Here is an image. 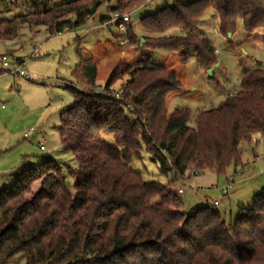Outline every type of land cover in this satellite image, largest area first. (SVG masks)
<instances>
[{"label":"trees","instance_id":"1","mask_svg":"<svg viewBox=\"0 0 264 264\" xmlns=\"http://www.w3.org/2000/svg\"><path fill=\"white\" fill-rule=\"evenodd\" d=\"M103 1L35 4L13 19L0 12V42L17 39L25 26H46L52 35L70 31L85 25L89 9ZM143 2L115 0L111 8L122 13ZM210 8L227 38L236 34L239 22L249 38L264 30V0L177 1L143 19L150 34L147 48L166 53L192 49L187 58L209 71L216 65V49L199 29ZM70 15L76 22L67 19ZM61 18L64 22L57 21ZM97 73L92 58H81L74 71L90 86ZM126 73L130 80L123 100L70 88L74 104L59 133L64 150L79 164L73 187L61 168L46 161L24 170L12 189L0 192V264L16 257L26 264H264V188L229 226L209 205L187 215L170 185L145 181L131 165L146 150L174 180L241 166V145L264 134V67L247 70L240 89L217 108L200 112L194 126L188 110L168 116L166 96L182 89L175 73L149 59L134 62ZM117 80L112 74L105 90Z\"/></svg>","mask_w":264,"mask_h":264},{"label":"rangeland","instance_id":"2","mask_svg":"<svg viewBox=\"0 0 264 264\" xmlns=\"http://www.w3.org/2000/svg\"><path fill=\"white\" fill-rule=\"evenodd\" d=\"M62 1L72 0H0V10L3 17L11 19L29 13L35 4ZM114 1L107 3L104 0L85 25L71 29L76 34L67 33L70 30L51 37L45 26L23 31L21 41L33 44L32 47L27 45L31 53L37 50L33 56L30 52L11 54L0 44V57L8 53L13 56L10 55L12 59L30 58L26 61V71L40 75L29 81L0 72V108L5 106V110H0V192L12 189L18 180L17 175H21L24 170L37 168L46 161H52L61 168L67 185L74 186V173L78 171L79 164L72 152L64 150L59 133L64 115L74 104L71 87L80 88L89 95H111L123 100L130 80L127 68L138 60L149 59L175 73L181 84V91L166 96L168 116L175 110H188L190 125L194 126L200 112L217 108L226 96L240 89L237 81L242 82L247 70L264 63V30L249 38L243 24L239 22L236 34L227 38L220 34L219 16L213 8L204 15L199 29V33L218 51L216 65L209 70L211 74L202 69L198 60L187 58L186 54L194 52L192 49L183 48L177 53H166L147 48L145 40L150 34L145 33L143 27L146 16L172 8L177 1L189 5L199 0H151L149 3L144 0L142 5L134 9L123 10L122 13L134 12L129 25L133 30L129 32L128 26L127 35L108 24ZM103 16L105 19H102ZM64 20L61 18L57 21ZM126 37L129 38V44L123 45ZM44 44L47 47H43ZM81 58H92L96 62L98 73L95 86L85 85L74 75ZM2 69L0 61V71ZM114 73L118 80L107 92L105 86ZM127 104L134 110L130 103ZM105 139L116 145L111 135L105 136ZM41 146L45 147V151H41ZM241 152L242 165L237 169L231 166L224 174L215 171H205L199 175L190 173L177 180L173 179L172 173L163 174L153 161L152 154L146 150L141 159L132 160L131 165L147 182L170 185L177 194L179 189H183L184 193L178 195L187 215H195L204 205H209L219 211L227 225L231 226L239 213L249 208L255 196L264 188V134H256L251 142H244ZM20 167L22 169L15 173ZM10 176L13 179L8 181ZM231 176H235L236 182L228 197L222 195L221 190L228 186ZM239 179L246 180L239 182ZM261 181L263 184H259ZM41 182L35 183L33 193L40 188ZM215 202L219 206H214ZM11 262L9 264H26L21 257Z\"/></svg>","mask_w":264,"mask_h":264},{"label":"built area","instance_id":"3","mask_svg":"<svg viewBox=\"0 0 264 264\" xmlns=\"http://www.w3.org/2000/svg\"><path fill=\"white\" fill-rule=\"evenodd\" d=\"M151 2V0H147V3ZM134 12L132 13H120V12H113L110 16L109 25H113L114 28L127 35V25L132 23V20L134 18ZM68 18L73 21L76 22V16L75 15H70L68 16ZM68 33H72L74 34L75 32L73 30H71V32ZM63 33H58L57 35H62ZM76 34V33H75ZM129 44V38L126 37L125 40L123 41V45H127ZM216 53H218V51L216 50ZM28 59L25 60H16L14 61L12 64L10 63V58L8 56H3L2 57V61H3V65L5 68L4 73L5 74H14L20 77L25 78L26 80L32 81L35 80L36 77L33 74H30L28 71H26V64ZM12 67V68H11ZM237 86H241V82L238 80L237 81ZM107 96H111V95H107ZM119 98V95H116ZM2 108H4V106H2ZM41 151H45V147L41 146ZM233 185V181L229 182L228 186L223 188L221 190L222 194L228 195L230 189L232 188ZM184 193L183 189L178 190V194L182 195ZM219 203L215 202L214 206H218Z\"/></svg>","mask_w":264,"mask_h":264},{"label":"crops","instance_id":"4","mask_svg":"<svg viewBox=\"0 0 264 264\" xmlns=\"http://www.w3.org/2000/svg\"><path fill=\"white\" fill-rule=\"evenodd\" d=\"M62 2H65V1H62ZM62 2H60V3H62ZM98 10V9H97ZM0 12H1V16L3 17V15H2V11L0 10ZM9 12H10V10H9ZM14 12V11H13ZM24 15H26V14H24ZM19 16H21V15H19ZM15 17H17V15L15 16ZM14 17V18H15ZM3 18H5V17H3ZM5 19H8V18H5ZM11 19H13V18H11ZM41 27H44V26H41ZM45 28H47L46 26H45ZM27 30H30V31H32L33 30V27H28V26H25L23 29H22V31H21V33L23 32V31H27ZM50 32V31H49ZM20 33V35H19V37L17 38V39H15V40H13V41H2V42H0V44L2 45V47H3V49H5V51L6 52H9V53H17V52H20V53H22V52H27V54H29V52L31 53V50L29 51L28 50V46H30V47H32V45L33 44H28L26 41H21V34ZM66 33V32H65ZM68 33V32H67ZM64 34V33H63ZM140 36H142L143 34H139ZM50 36L52 37V36H57V34H51L50 33ZM204 36V35H203ZM28 45V46H27ZM46 44H44L43 45V47H47V46H45ZM37 52V50L35 49L34 50V52L33 53H31L32 54V56H33V54L34 53H36ZM10 54V55H11ZM10 55L7 53V55H4V56H8L9 58H10V63L12 64V62H14V61H16V60H19V61H21V60H25V58L24 59H12L11 57H13L12 55H11V57H10ZM3 57V56H2ZM2 57H0V61H1V63H2V67H3V69L0 71V72H2V75H11V76H16V75H14V74H5L4 73V71H5V68H4V65H3V61H2ZM30 59V58H29ZM28 59V60H29ZM90 59V58H89ZM27 60V61H28ZM261 67H264V63H261ZM12 68V67H11ZM30 68H31V66H30ZM253 68V67H252ZM40 72H41V70H39ZM34 75V74H33ZM35 77H37V76H40V75H37V73H35V75H34ZM237 91V90H236ZM236 91H234L233 93H235ZM4 106V105H3ZM0 110H5V106H4V108H0ZM22 168H23V165L21 166ZM20 167V169H18L17 170V172H15V173H18L22 168ZM237 169V168H236ZM236 171V170H235ZM264 172V171H263ZM13 179V176H10L9 177V179H7L8 181H10V180H12ZM246 179H244V180H240L239 179V182H242V181H245ZM231 181H233V184L236 182V178H235V176H231L230 177V179L228 180V184H229V182H231ZM259 184H263V181H261ZM8 184H5V186H7ZM259 186V185H258ZM232 187H233V185H232ZM232 189V188H231ZM231 189H230V191H231ZM180 190V189H179ZM230 191H229V194L228 195H225V194H222V195H224V196H230ZM219 206V205H218ZM12 263V262H11Z\"/></svg>","mask_w":264,"mask_h":264},{"label":"water","instance_id":"5","mask_svg":"<svg viewBox=\"0 0 264 264\" xmlns=\"http://www.w3.org/2000/svg\"><path fill=\"white\" fill-rule=\"evenodd\" d=\"M99 5H100V3L98 2V3L95 4L91 9H89V16H90V17H92V16L95 15V13H96V11H97ZM231 36H232V34H229V37H231ZM142 41H144V40H142ZM209 73L211 74L212 71H209Z\"/></svg>","mask_w":264,"mask_h":264}]
</instances>
